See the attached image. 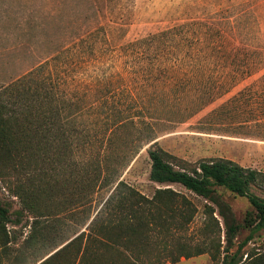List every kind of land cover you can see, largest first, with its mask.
<instances>
[{
  "label": "rangeland",
  "instance_id": "obj_1",
  "mask_svg": "<svg viewBox=\"0 0 264 264\" xmlns=\"http://www.w3.org/2000/svg\"><path fill=\"white\" fill-rule=\"evenodd\" d=\"M210 24L223 32L213 50L195 34ZM170 28L169 43L146 42ZM0 103L16 131L0 151L11 214L0 264H39L61 248L49 264H217L207 253L162 261L172 248L159 240L101 248L90 223L117 179L147 198L184 194L197 212L177 236L203 239V199L149 180L154 144L264 173V0H0ZM251 192L264 199V187ZM219 194L240 225L234 252L252 209ZM243 248L242 264H259L264 231Z\"/></svg>",
  "mask_w": 264,
  "mask_h": 264
},
{
  "label": "trees",
  "instance_id": "obj_2",
  "mask_svg": "<svg viewBox=\"0 0 264 264\" xmlns=\"http://www.w3.org/2000/svg\"><path fill=\"white\" fill-rule=\"evenodd\" d=\"M174 29V30H173ZM177 28H170L154 35L146 42L169 43ZM195 34L201 38L204 48L213 50L215 37L222 38L223 32L217 26L205 25ZM190 43L180 39V43ZM9 114V115H8ZM12 114L0 103V151L10 149ZM21 131L20 135H25ZM19 135V136H20ZM150 160L149 180L157 184H178L189 194L201 198L203 204V227L201 240L177 236L188 231L197 208L184 194L170 188L156 189L151 198H147L124 182L115 179L111 194L90 223L94 237L91 242L100 243L101 248H149L156 241L163 242V260L174 263L181 258H191L209 254L217 264H242L245 253L243 247L260 231H264V199L251 192V186L264 187V173L242 167L229 159H202L195 163L186 162L164 151L154 144L147 149ZM245 198L251 211L244 219V227L249 228L248 236L234 252V240L240 230L231 207L222 199L219 190ZM26 209L31 207L28 205ZM10 209L0 202V248L7 241L6 225L10 222ZM173 237H178L175 239ZM5 239V240H3ZM69 245V244H68ZM68 247H71L68 246ZM67 248H61L39 264H49ZM82 255L89 252L84 248ZM255 252L246 254L251 259ZM253 260V259H252ZM250 260V261H252ZM253 262L264 264V255L255 257Z\"/></svg>",
  "mask_w": 264,
  "mask_h": 264
}]
</instances>
